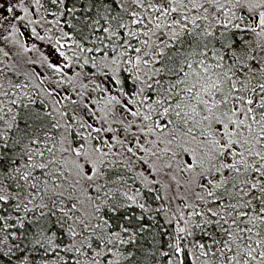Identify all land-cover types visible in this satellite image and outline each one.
<instances>
[{"label":"snow or ice","instance_id":"obj_1","mask_svg":"<svg viewBox=\"0 0 264 264\" xmlns=\"http://www.w3.org/2000/svg\"><path fill=\"white\" fill-rule=\"evenodd\" d=\"M0 9V264H264V0Z\"/></svg>","mask_w":264,"mask_h":264},{"label":"flooded vegetation","instance_id":"obj_2","mask_svg":"<svg viewBox=\"0 0 264 264\" xmlns=\"http://www.w3.org/2000/svg\"><path fill=\"white\" fill-rule=\"evenodd\" d=\"M9 2H15V0H9ZM0 11H2V9H0ZM22 30L25 32V38H27L29 35H30V33H29V31H28V29L27 28H22Z\"/></svg>","mask_w":264,"mask_h":264}]
</instances>
